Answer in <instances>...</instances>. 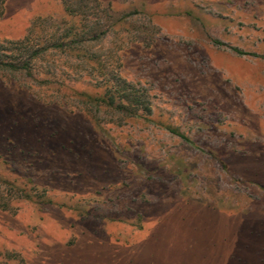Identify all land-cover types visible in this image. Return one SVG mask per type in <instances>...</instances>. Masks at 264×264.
Wrapping results in <instances>:
<instances>
[{"label":"rangeland","instance_id":"374dc122","mask_svg":"<svg viewBox=\"0 0 264 264\" xmlns=\"http://www.w3.org/2000/svg\"><path fill=\"white\" fill-rule=\"evenodd\" d=\"M31 27L74 42L0 71V264H264V0H0Z\"/></svg>","mask_w":264,"mask_h":264},{"label":"trees","instance_id":"16d2710c","mask_svg":"<svg viewBox=\"0 0 264 264\" xmlns=\"http://www.w3.org/2000/svg\"><path fill=\"white\" fill-rule=\"evenodd\" d=\"M35 29L30 28L28 33L20 40L14 42H8V47H3L0 45V71L4 72H20L24 71L29 73L32 69V63L40 59L44 53V49L47 47H58V48H68L70 50V44L74 42V40L70 41L69 44L64 43H38L35 38L32 37ZM47 46V47H46ZM71 51V50H70ZM7 52V53H6ZM239 54L241 52L236 51ZM132 93L124 92L122 97H103L100 99H87L88 102H99L100 104H104L108 107H113L121 113L125 114L128 118L138 117V112L141 108L147 112H149L148 107H141L143 101L139 99V97H131ZM176 133L175 131H171ZM181 136V135H179ZM184 138L183 136H181ZM264 189V187H262Z\"/></svg>","mask_w":264,"mask_h":264}]
</instances>
